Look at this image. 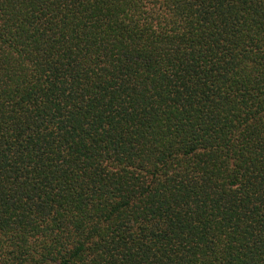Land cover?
<instances>
[{
  "label": "trees",
  "instance_id": "1",
  "mask_svg": "<svg viewBox=\"0 0 264 264\" xmlns=\"http://www.w3.org/2000/svg\"><path fill=\"white\" fill-rule=\"evenodd\" d=\"M0 264H264V0H0Z\"/></svg>",
  "mask_w": 264,
  "mask_h": 264
}]
</instances>
